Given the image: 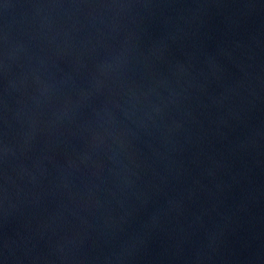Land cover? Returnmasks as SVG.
<instances>
[{
	"label": "water",
	"instance_id": "water-1",
	"mask_svg": "<svg viewBox=\"0 0 264 264\" xmlns=\"http://www.w3.org/2000/svg\"><path fill=\"white\" fill-rule=\"evenodd\" d=\"M0 264H264V0H0Z\"/></svg>",
	"mask_w": 264,
	"mask_h": 264
}]
</instances>
